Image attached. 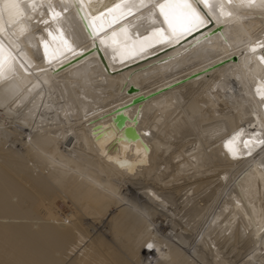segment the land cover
<instances>
[{
    "label": "bare ground",
    "instance_id": "1",
    "mask_svg": "<svg viewBox=\"0 0 264 264\" xmlns=\"http://www.w3.org/2000/svg\"><path fill=\"white\" fill-rule=\"evenodd\" d=\"M121 1L16 0L20 14L0 17V134L39 158L27 165L0 137V264H111L121 253L103 252L100 233L86 240L80 220L109 208L114 236L142 237L131 257L157 248L143 264L184 251L223 264L240 245L229 264H264V0H207L202 24L169 33L159 0ZM156 91L124 108L138 138L117 128L113 110ZM24 95L34 103L15 112ZM68 140L75 153L59 149ZM76 171L81 203L69 199ZM125 199L151 214L149 234Z\"/></svg>",
    "mask_w": 264,
    "mask_h": 264
},
{
    "label": "rangeland",
    "instance_id": "2",
    "mask_svg": "<svg viewBox=\"0 0 264 264\" xmlns=\"http://www.w3.org/2000/svg\"><path fill=\"white\" fill-rule=\"evenodd\" d=\"M198 87H200V86H195L194 88L189 89L190 92L189 91L188 92L191 93V92H193V90H196ZM31 97H32V99H30ZM15 100H16V98H14V101ZM10 101H11V102H9L10 104L14 102V101H12V99ZM33 101H34L33 100V95H24L21 98V100L19 101V103L16 104L17 107L15 108V112L19 113L20 111H23V112L26 113L28 106L31 105V103L32 104L34 103ZM50 113L52 115V112H50ZM26 116L29 119L36 117V115L33 114V113H31V115L27 113ZM207 123L208 122H206V124ZM63 130H65L64 132L66 134L68 133L69 135H72V133H71L72 131L69 128H65ZM193 135H196V132H195V134L192 133V135L190 137H193ZM1 136H3V135L0 134V137ZM72 136L74 137V135H72ZM60 137H64V136L60 133L59 138ZM1 138L3 140V138H5V137H1ZM66 138H68V137H66ZM193 141H195V140L193 139ZM3 142H4V144H2V146H4V149H6L8 151H12V153H19L20 155H22L24 157V159L26 160L27 165H29V159L31 157H33V155H29L28 153H26L25 149H23L24 147L22 149L17 150V149H13L15 147L7 144L6 143V139L3 140ZM191 142H192V140H191ZM68 143H69L68 147L74 146V144H70V143H72V141L68 140ZM171 143H173L172 146L174 145L173 147H175L176 149H177V147H179V145H177V144H180L179 140H176V139H173V141H171ZM172 146H171V149L175 150V148H173ZM59 149L63 153H75V151H76V150H73V149H76V148H72V147L70 148L71 151H67V149H64V148H61V147H59ZM106 151H104V152L106 153ZM102 155H103L104 158H106V156H104V154H102ZM33 158L39 159V158H37L35 156ZM93 169L95 171H93ZM93 169H91L90 172H94L95 173V177L97 179H100L102 177L101 172L99 173L98 168L93 167ZM29 172L31 173V168H29ZM87 173H88V171H86V172L84 171V174H87ZM74 174H76L74 179H73V187H74L73 191L75 193L70 194V198L69 199L73 203H81V199H80L81 198V194L77 195L78 194L77 191H80L79 189L82 187V184L85 182V175L81 174L80 172L77 173V171ZM125 201H128V200L125 199ZM98 203H100V199H98L96 201V204H98ZM126 203H127L128 210L135 216V218L138 219V221L136 222V227H137L136 228V232L141 229L142 231L146 230L147 231L146 233H148V232L150 233L152 227L145 225L143 223L142 219L143 218H149L151 216V214L147 213L145 209L143 210V208L140 206L141 204L139 205L135 200H130V201L126 202ZM109 211H110V208H109ZM109 211L108 212H104L101 215H97L96 213H94V210L87 209V210H85V213H82V216H81L80 220H81L82 224L85 225V227L89 228L88 230L90 231L89 234H87L86 230H84L85 234H83V236L86 238V240H88L89 237H91L92 234L100 233L98 235L100 236L101 239H103L105 241V244L101 247L103 252H105V253H109V252L119 253L120 252L121 256L118 257V258H116V257L115 258L108 257V262L111 263V264H143V262L153 263L155 261V257L150 258V257H148V254L150 252L153 253L154 251H157L156 247H153V249H152L153 251L150 250V252L148 254L146 253V255L143 256L142 258L141 257L139 258V257H133V256L131 257L130 256V252H133V251H135L137 253L141 252V249H142L141 248L142 237L139 238L138 236H135V235H133V237L130 236L128 238L127 237L124 238L123 236H114V234H112V230L110 229L111 225L106 223L107 220L105 221V219H107V217L110 214ZM103 219H104V221H103ZM223 226H224V221H222V224H221L220 228H223ZM142 231H140L139 234H141ZM171 231L172 230H169L166 227H162L159 230L158 233L161 236L168 237V236H170L169 234L171 233ZM177 235H178V233H177ZM174 238L176 240V243L180 241V237L179 236H176ZM179 243H177V244H179ZM240 246H238V248H236V251L231 253V259H229L226 262L223 261L224 262L223 264H229L231 261L236 259L235 255L238 256V254L243 253L244 249H242ZM200 247L205 249V246L203 244L197 246V248H200ZM216 248H217L216 249L217 252H222V250H225V249H223V247H220V246H217ZM180 251H183L182 247H180ZM69 253H70V251H68V255H69ZM71 254H74V253H71ZM197 254L199 256L188 255L184 251L182 253V257H180L179 261L176 260L174 262V264H207L205 261L200 263L201 262V251H197ZM215 254H216L217 258L220 259L221 261H222V259H224V258L221 257V255L219 257V255L217 253H215ZM72 257H73V255H72ZM205 260L208 261L207 259H205ZM209 261H210L211 264L213 263L212 259H209Z\"/></svg>",
    "mask_w": 264,
    "mask_h": 264
},
{
    "label": "snow or ice",
    "instance_id": "3",
    "mask_svg": "<svg viewBox=\"0 0 264 264\" xmlns=\"http://www.w3.org/2000/svg\"><path fill=\"white\" fill-rule=\"evenodd\" d=\"M114 2V0H113ZM89 6H91V0H88ZM197 3H203L205 7L208 6L207 0H197ZM0 17L3 16L4 11L8 12L9 19H13L15 16L20 14L19 5L16 0H0ZM119 7V5H117ZM160 14L163 15L165 22L168 24L169 28L173 32L177 31L178 27L184 28V30H190L197 24H202L199 12L192 5L190 0H177L173 3L172 0H165L164 3L157 5ZM131 14V13H128ZM55 15H59L56 13ZM162 34V29L158 30ZM261 61L264 62V56H262ZM257 93L264 96V92L257 88ZM109 136L114 135V133H108ZM123 134H121L122 136ZM147 247L151 248L152 245L148 244Z\"/></svg>",
    "mask_w": 264,
    "mask_h": 264
},
{
    "label": "water",
    "instance_id": "4",
    "mask_svg": "<svg viewBox=\"0 0 264 264\" xmlns=\"http://www.w3.org/2000/svg\"><path fill=\"white\" fill-rule=\"evenodd\" d=\"M219 32V28H214L211 33H216ZM264 51V50H263ZM197 74H190L189 76H187L186 78H183V80H187L189 78L195 77ZM138 91V88L136 86H134L133 84L129 86L128 88V92L129 93H135ZM156 92H152L148 95H144V94H139L135 97L132 98V100L123 105V106H119L117 107L115 110L112 111V113H114L115 115L112 117L114 123L116 124L117 128L124 131V132H132L133 133V138H138L139 137V133L135 130L133 125H126V121L130 120V118L128 117L127 114L124 113V108L129 106V105H135L138 104L141 101L146 100L149 96L154 95ZM133 120L136 121V115H134ZM99 127V125L95 126Z\"/></svg>",
    "mask_w": 264,
    "mask_h": 264
}]
</instances>
